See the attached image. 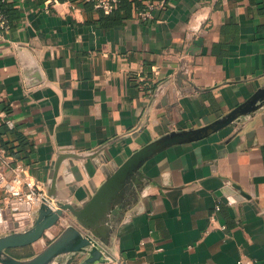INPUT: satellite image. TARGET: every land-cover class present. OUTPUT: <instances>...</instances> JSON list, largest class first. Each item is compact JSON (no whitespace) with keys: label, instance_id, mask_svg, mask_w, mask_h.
Returning a JSON list of instances; mask_svg holds the SVG:
<instances>
[{"label":"crops","instance_id":"1","mask_svg":"<svg viewBox=\"0 0 264 264\" xmlns=\"http://www.w3.org/2000/svg\"><path fill=\"white\" fill-rule=\"evenodd\" d=\"M6 1L0 146L29 160L53 207L64 203L55 235L76 221L67 207L81 208L137 149L225 117L264 86V0H168L145 19L132 3L109 25L90 1ZM131 180L99 230L110 257L264 264V101L205 137L153 152ZM26 247L13 255L35 253L12 249Z\"/></svg>","mask_w":264,"mask_h":264},{"label":"water","instance_id":"2","mask_svg":"<svg viewBox=\"0 0 264 264\" xmlns=\"http://www.w3.org/2000/svg\"><path fill=\"white\" fill-rule=\"evenodd\" d=\"M262 101L264 86L234 107L225 117L198 128L168 133L137 149L107 177L81 208L67 207L80 228L70 224L57 235L49 230L59 217L67 218L68 215L64 212V203L59 202L60 207L51 205V197L44 189L38 207L31 211L30 218L26 214L28 204L0 207V263L68 264L69 257L74 253L83 254L82 259L75 264H94L103 260L104 263L118 262L97 241L99 230L102 231L101 225L110 220L109 214H116L121 208L117 205L121 193L128 183L131 184L133 174L145 158L164 146L205 137L253 110ZM225 189L236 199L240 198L232 186L227 184ZM44 236L50 239L48 243ZM27 245H32L35 252L28 257L18 258L7 252L8 249Z\"/></svg>","mask_w":264,"mask_h":264},{"label":"built area","instance_id":"3","mask_svg":"<svg viewBox=\"0 0 264 264\" xmlns=\"http://www.w3.org/2000/svg\"><path fill=\"white\" fill-rule=\"evenodd\" d=\"M3 1V0H2ZM94 4L97 9L102 10L104 13H109L115 9L120 0H85ZM165 5L164 0L146 1L143 8L138 9L136 13L142 19L152 17L153 12L162 8ZM0 28H9L7 16L0 8ZM3 113L0 112V117L3 118ZM9 123V120H5ZM0 188L4 195L2 203L4 205L15 207L20 204H28L26 209L27 217H31V209L38 205L42 197L41 182L38 177L33 173L31 164L26 158H15L8 151L0 146ZM218 209V205H216ZM221 228H225L222 226ZM242 258L238 259V263H242ZM250 263V260H246ZM109 264H124L120 260L118 262H111Z\"/></svg>","mask_w":264,"mask_h":264},{"label":"trees","instance_id":"4","mask_svg":"<svg viewBox=\"0 0 264 264\" xmlns=\"http://www.w3.org/2000/svg\"><path fill=\"white\" fill-rule=\"evenodd\" d=\"M147 1H158V0H147ZM165 3L168 0H164ZM132 3L134 4V6L138 9L143 8L144 4L142 3L141 0H120V2L118 3L117 7L115 9H113L111 12L109 13H104L102 10L101 12V22L102 24H114V23H118L121 21L122 18L129 16L130 14V9L132 6ZM12 6H10L9 3H7L6 0H0V8L3 11V13L7 16V19L9 21V17L11 18V13H10V8ZM107 21V22H105ZM26 158V157H24Z\"/></svg>","mask_w":264,"mask_h":264},{"label":"rangeland","instance_id":"5","mask_svg":"<svg viewBox=\"0 0 264 264\" xmlns=\"http://www.w3.org/2000/svg\"><path fill=\"white\" fill-rule=\"evenodd\" d=\"M73 222H76V221H72V222H70L71 224H73ZM70 223H68L67 225H70ZM75 224H77V222L75 223ZM78 225V224H77ZM50 229H54V230H56L57 228L56 227H50L49 228V230ZM51 231V230H50ZM52 232V231H51ZM53 233V232H52ZM54 234V233H53ZM55 235V234H54ZM45 237V242L46 243H48L49 241H50V239L49 238H47L46 236H44ZM7 252L8 253H10L11 255H13V254H15V255H17V254H21V255H24V254H27V253H30V252H32L31 251V249H30V247H26V248H22V249H19V250H15V249H8L7 250ZM71 259H72V257L71 258H69V260H68V264H70L69 262L71 261ZM0 264H2V263H0ZM57 264V263H56Z\"/></svg>","mask_w":264,"mask_h":264}]
</instances>
